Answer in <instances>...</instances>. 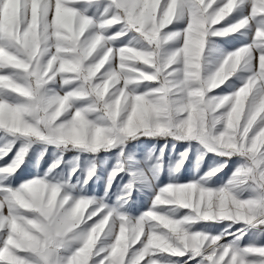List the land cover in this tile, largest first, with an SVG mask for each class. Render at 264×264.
Instances as JSON below:
<instances>
[{
    "label": "snow or ice",
    "instance_id": "6c2138e0",
    "mask_svg": "<svg viewBox=\"0 0 264 264\" xmlns=\"http://www.w3.org/2000/svg\"><path fill=\"white\" fill-rule=\"evenodd\" d=\"M179 22L183 28L169 27ZM237 33L251 39L205 72L210 38ZM66 61L76 71H64ZM242 70L249 74L234 91L210 95ZM45 91L56 96L47 114L37 106ZM238 100L234 129L228 113ZM262 130L264 0H0V264H264ZM141 136L194 139L242 163L223 186L208 181L226 162L199 180L159 187L136 217L123 209L132 181L121 203L109 206L74 195L77 169L61 178V159L43 176L10 183L33 143L95 154ZM122 171L118 162L106 192ZM94 175L89 169L82 183ZM197 222L228 228L191 230ZM165 255L175 259L158 258Z\"/></svg>",
    "mask_w": 264,
    "mask_h": 264
},
{
    "label": "rangeland",
    "instance_id": "374dc122",
    "mask_svg": "<svg viewBox=\"0 0 264 264\" xmlns=\"http://www.w3.org/2000/svg\"><path fill=\"white\" fill-rule=\"evenodd\" d=\"M247 12V9H244ZM240 12H235L223 23L230 24L237 19ZM218 25L217 27H222ZM170 28L179 29L184 27L183 22L169 26ZM251 39V33L247 35L237 33L223 37H211L206 54L205 72H210L219 61L223 53L232 51L246 44ZM172 45L170 44L169 47ZM249 73L240 71L233 76L224 85L215 89L210 95H223L231 93L242 83L240 77L247 76ZM57 87L59 85H56ZM219 127V125H218ZM20 146V141L16 147ZM188 151L187 157L182 153ZM44 156L40 159V153ZM15 154V149L5 160ZM56 159H61L62 163L56 173L61 178L71 175V170L76 168L75 175H71L70 182L76 187L72 190L74 195L84 194L90 197L101 198L109 206H116L121 203L120 197H123L129 190L125 187L129 181L133 182V188L130 190V197H125L123 209L131 216H139L149 208L152 199L159 187L169 182L178 183L192 180H199L211 168L217 167L226 162V167L216 175L212 176L208 184L212 187H219L226 184L232 171L242 163V158L232 156L230 159L221 156L218 152L208 151L199 141L196 140H177L171 136H157L130 139L123 145H117L111 150H102L95 154L87 151L61 150L52 144L36 142L30 146L28 155L23 165L10 183L13 186L19 184V181L27 180L35 176H43L48 170L49 165ZM184 159V163L179 170L176 164L179 160ZM120 164L124 168L112 182V186L106 192V185L111 170ZM3 163V161H0ZM159 164L161 167L156 168ZM89 169L95 170V175L86 185L82 182L85 179ZM132 173H142L141 178H136ZM244 196L248 193L244 192ZM188 210L178 209L177 215H184ZM236 226L228 229L234 231ZM228 228L227 222H197L191 225L193 231H206L210 233H219ZM252 232L249 233L251 238ZM230 239V237H227ZM258 243L264 244V235L259 237ZM163 261L175 259L174 257H158Z\"/></svg>",
    "mask_w": 264,
    "mask_h": 264
},
{
    "label": "clouds",
    "instance_id": "9594fccd",
    "mask_svg": "<svg viewBox=\"0 0 264 264\" xmlns=\"http://www.w3.org/2000/svg\"><path fill=\"white\" fill-rule=\"evenodd\" d=\"M103 62H104L103 60L100 61V66L103 65ZM77 63H78V61H77ZM61 68L64 71H67V72H74V71H76V64L73 63L72 61H66L65 63H63L61 65ZM121 78L134 79V77H132L130 75V73H122L121 74ZM62 79L71 80L73 78L72 77H66V78L62 77ZM118 82L119 81L117 79L115 81V83H118ZM107 87H108V85H107V83H105V88H107ZM116 99H117V101H119V97L118 96L116 97ZM201 100H202V97H201ZM55 103H56V96L48 94L47 91L40 93V95L37 97V106L42 107V111L45 114H47L48 110L51 109ZM240 104H241V102H240V100H238L237 104L234 105L232 110L228 113V119H229L230 122H233V128L234 129H237L238 125H239V107H240ZM210 106H211V101H209V107ZM61 107H64L63 103L61 104ZM58 111L59 110H57V112ZM203 111H204V109H201V112H203ZM233 114H235V115H233ZM215 119H216L217 122H219L220 117L217 116V117H215ZM262 131H264V130H262ZM230 139H232V140L235 139L234 134H233V136ZM172 211L175 212L177 210L173 209Z\"/></svg>",
    "mask_w": 264,
    "mask_h": 264
},
{
    "label": "crops",
    "instance_id": "0c3cea01",
    "mask_svg": "<svg viewBox=\"0 0 264 264\" xmlns=\"http://www.w3.org/2000/svg\"><path fill=\"white\" fill-rule=\"evenodd\" d=\"M21 181H19V183H20Z\"/></svg>",
    "mask_w": 264,
    "mask_h": 264
}]
</instances>
